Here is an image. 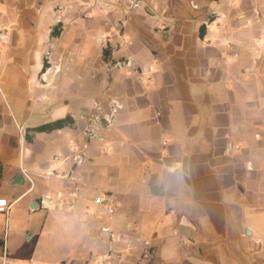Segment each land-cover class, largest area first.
Masks as SVG:
<instances>
[{"label": "crops", "instance_id": "obj_1", "mask_svg": "<svg viewBox=\"0 0 264 264\" xmlns=\"http://www.w3.org/2000/svg\"><path fill=\"white\" fill-rule=\"evenodd\" d=\"M171 1L0 0L12 29L1 50L0 198L17 200L0 215V256L5 245L14 264H93L110 225L133 247L110 264H264V140L255 138L264 136V56L255 59L264 19H254L264 0H189L209 10L205 21L165 17ZM114 26L133 43L110 53ZM107 56L153 70H107ZM112 100L121 108L103 132L109 150L93 140L75 167L80 199L39 208L41 195L70 184L38 178L27 192L21 165L45 169L70 139L82 143L87 116ZM66 116L69 125L36 129ZM98 194L116 205L112 220ZM22 229L28 259L10 242ZM137 237L150 240L149 258Z\"/></svg>", "mask_w": 264, "mask_h": 264}, {"label": "built area", "instance_id": "obj_2", "mask_svg": "<svg viewBox=\"0 0 264 264\" xmlns=\"http://www.w3.org/2000/svg\"><path fill=\"white\" fill-rule=\"evenodd\" d=\"M138 2L133 1V5H138ZM0 17H1V7H0ZM254 19L257 22H262L264 17L261 12L257 10L255 12ZM250 22V20H247ZM118 37L117 43L113 46H106L110 50V53L122 48L125 45H131L133 41L130 39L128 33L117 26H114L110 32L105 36L106 40L110 37ZM258 48L255 51V59L259 60L264 56V35L257 38ZM12 42V29L4 22L0 20V70L4 65V60L1 56V50L3 47L10 45ZM46 58H50V53L46 54ZM105 66L107 70L114 68H127L131 67L137 77H141L146 71H152L153 67H137L132 63L129 57L123 59L112 60L107 56V61H105ZM0 94L3 95V88L0 84ZM121 108L120 102L117 100H112L109 104L108 112H104L101 106L97 107L95 112H92L86 118V125L83 129L84 140L79 142L75 138L69 140V151L66 153L54 154L51 159L49 166L45 169L35 170L26 168L21 165V173L25 180L29 184L27 192L34 189L36 181L38 178L49 180L53 177L59 179L67 180L70 184L69 187H60L53 192L45 193L39 197L37 200L38 207L50 211L54 209H63L66 207H71L73 204L81 197V185L82 179L78 176L75 171V167L83 164L87 159V151L93 140H98L103 144V150L108 151L109 146L106 144V139L103 135L104 131H110L115 124V118L117 111ZM19 132L21 135L26 133V129L23 126L19 127ZM256 139L264 140V136L260 133L255 134ZM247 169L252 170L253 164L251 161L247 163ZM17 200L8 201L6 198H0V215H5L8 218L9 212L12 206ZM93 203L95 205L101 206L104 209L105 215L109 220H112L113 215L116 211V205L103 194H98L94 196ZM90 210V207L87 208ZM109 241V247L106 251L100 252L96 255L93 264H110L115 258H120L124 253L131 252L133 247L130 243L120 246L119 244L126 240V236L117 233L110 225H104L101 228ZM137 243H140L143 247L142 257L149 258L152 254V246L150 240L142 239L140 237L135 238ZM260 241L257 240L256 243ZM2 264H14L9 258V253L7 247L4 245L1 254Z\"/></svg>", "mask_w": 264, "mask_h": 264}, {"label": "water", "instance_id": "obj_3", "mask_svg": "<svg viewBox=\"0 0 264 264\" xmlns=\"http://www.w3.org/2000/svg\"><path fill=\"white\" fill-rule=\"evenodd\" d=\"M163 15L171 18L205 21L209 16V10L195 8L189 0H175L169 2Z\"/></svg>", "mask_w": 264, "mask_h": 264}, {"label": "rangeland", "instance_id": "obj_4", "mask_svg": "<svg viewBox=\"0 0 264 264\" xmlns=\"http://www.w3.org/2000/svg\"><path fill=\"white\" fill-rule=\"evenodd\" d=\"M38 218H40V215L38 216ZM0 219H2V222L0 223L1 225L0 232L4 234L5 233V223L3 221L4 216H0ZM26 219H27L26 217L24 216L22 217L23 220L22 228L26 226ZM31 222H34V224H38L39 221L35 219ZM10 231H12V229H10ZM11 234L12 232H10V242H12V245L17 249V253L15 255L28 259L31 254V249H30L31 245L27 242L28 235L26 234V232L23 229L20 230L18 237L16 238V241H12L13 239L11 238Z\"/></svg>", "mask_w": 264, "mask_h": 264}, {"label": "trees", "instance_id": "obj_5", "mask_svg": "<svg viewBox=\"0 0 264 264\" xmlns=\"http://www.w3.org/2000/svg\"><path fill=\"white\" fill-rule=\"evenodd\" d=\"M210 18L212 19V17L210 16ZM205 32V28L204 26H201V34L203 35ZM109 52V50H106V54ZM73 122V118L71 116H66L65 118H61V119H57L53 122H49V123H45L39 127H37L36 129L38 130H54V129H58V128H62L65 125H69Z\"/></svg>", "mask_w": 264, "mask_h": 264}]
</instances>
